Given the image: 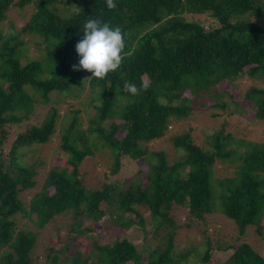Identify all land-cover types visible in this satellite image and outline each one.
<instances>
[{"label":"trees","instance_id":"trees-1","mask_svg":"<svg viewBox=\"0 0 264 264\" xmlns=\"http://www.w3.org/2000/svg\"><path fill=\"white\" fill-rule=\"evenodd\" d=\"M114 2L117 7L109 10L106 0H0V264H33L30 254L36 234L14 231L16 215L34 216L33 224L42 229L69 212L70 228L77 234L81 233L80 218L97 223L106 216L112 218L116 236L110 242H94L89 254L73 250L58 259L57 252L51 251L46 264H181L187 254L170 255L175 228L169 210L185 208L186 224L211 213L212 167L230 155L226 148L232 135H224L221 129L214 132L210 152L194 143L189 129L174 135L173 146L183 153V159L171 165L163 151L147 152L146 145L164 137L172 121L190 115L192 102L203 104L202 92L213 95L214 86L238 78L263 83L261 88L251 86L243 99L250 104L253 118L264 120V0ZM13 7H30V11L19 29L10 22L3 29L1 24ZM185 14L205 15L215 27L204 29L198 22L187 21ZM89 18L119 26L124 34L121 68L103 80L73 70L79 63L76 44L83 39V25ZM27 38L42 47L40 58L27 59ZM141 78L150 81L147 91L137 96L123 91L125 82L139 88ZM85 87L94 112L84 129L76 125L78 110L71 113L66 126L60 124L65 166L47 172L41 192L30 198L26 208L18 196L34 187L35 172L22 156L31 146L51 140L58 119L55 108L48 107L41 122L28 123L35 106L48 104L52 95L77 96ZM23 123L4 166V127ZM100 147L109 152L111 174L119 170L122 156L145 160L148 184L124 187L110 182L87 191L78 167ZM237 161L235 176L217 181L220 212L235 223L242 236L246 226L264 214V143L250 144ZM139 207L147 208L157 227L171 229L164 246L145 256L122 237L129 226H142ZM124 214L132 218L124 220ZM209 250L207 240L201 264H209ZM226 264H264V259L242 242L233 248Z\"/></svg>","mask_w":264,"mask_h":264},{"label":"rangeland","instance_id":"rangeland-1","mask_svg":"<svg viewBox=\"0 0 264 264\" xmlns=\"http://www.w3.org/2000/svg\"><path fill=\"white\" fill-rule=\"evenodd\" d=\"M29 8H10L6 14V22L1 24V27L5 29L6 24L10 22L16 29H19L30 11ZM183 17L187 21L198 22L207 30L215 27V22L205 15L185 14ZM251 20L255 21L253 17ZM26 40H28L25 46L27 59L40 58L43 53L42 47L36 46L35 41L29 38ZM251 86L261 88L263 83L259 80L243 77L234 79L229 83L226 82L225 85L214 86V89L217 90L213 95L202 92L201 101L203 104L192 102L194 111L190 115L185 119L172 121L167 127L164 137L146 145L147 152L163 151L166 154L168 164L171 165L183 159V153L173 146L172 137L174 135H179L189 129L194 143L207 152L213 150L210 139L211 135L218 129H221L224 135H232L226 148L231 151L230 155L225 160H219L212 167L214 196H212L211 213L206 214L202 220H191V223L186 224L187 211L185 208L172 206L169 210L168 214L173 218L175 228L173 229L174 236L170 255L179 257L187 254L181 264H201L200 257L205 250L207 240H209L210 245V256L207 261L209 264H226L233 248L242 242L249 245L254 252L264 259V214L253 224L247 225L244 234L239 236L235 223L231 219L224 218L219 209L220 188H218L217 180L235 176L237 160L248 150L249 145L264 143V120L253 118L250 104L243 99L244 94L249 91ZM88 103H90V92L85 87L82 91L77 92V96L52 95L48 104L35 106L33 116L28 123L37 124L41 122L48 107L55 108L58 119L51 140L43 146H31L22 156V160L26 164H33L35 172L34 187L21 191L18 196L24 207H28L31 197L39 191L41 192L47 172L65 166L67 155L60 146V124L66 126L70 121L71 113L78 110L76 125L84 129L94 112ZM109 123L110 121L104 122L103 126L107 127ZM24 125L23 123L19 127L17 125L4 127L7 132L6 142L2 148L4 166H7V152L10 150V145L16 133L23 130ZM148 161L154 162L152 158H148ZM110 165L109 152L102 147L93 151L91 156L80 163L78 167L79 178L87 191L99 189L103 183L110 182L124 187H128L130 183H134V185L140 183L142 186L148 184L146 173L149 169L145 160L132 161L128 157L122 156L119 170L115 174L110 173ZM48 192L51 194L52 188ZM137 211L143 219L142 226L140 224L129 226L122 237L131 242L137 252L145 256L148 252L157 248L161 249L164 246L163 243L167 241V233L171 229L166 224V226L157 227V220L149 214L147 208L139 207ZM70 215V212L60 214L42 229L36 228L33 224L34 216L25 218L16 215L14 217V231H30L36 234L30 254L33 264L48 263L52 252H57L58 259H61L64 254L70 255L73 250L89 254L93 251L94 242L105 243L114 240L117 230L113 226L112 218L105 216L97 223L86 222L80 218L81 226L78 230L81 233L77 234L70 228L73 223ZM128 217L132 218V214L123 215L124 220ZM84 228L89 231L83 230Z\"/></svg>","mask_w":264,"mask_h":264},{"label":"clouds","instance_id":"clouds-1","mask_svg":"<svg viewBox=\"0 0 264 264\" xmlns=\"http://www.w3.org/2000/svg\"><path fill=\"white\" fill-rule=\"evenodd\" d=\"M109 10L117 7L114 0H106ZM84 37L76 44L79 56L78 65L73 66L74 71L91 73L90 79L103 80L109 73H114L121 68L125 59V39L119 26L112 27L107 22L89 18L83 25ZM150 81L141 78L138 88L135 83L125 82L123 91L131 96H137L142 91L150 88Z\"/></svg>","mask_w":264,"mask_h":264}]
</instances>
